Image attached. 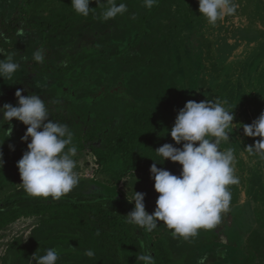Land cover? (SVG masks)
Here are the masks:
<instances>
[{"label":"trees","instance_id":"1","mask_svg":"<svg viewBox=\"0 0 264 264\" xmlns=\"http://www.w3.org/2000/svg\"><path fill=\"white\" fill-rule=\"evenodd\" d=\"M166 1L170 2L164 8ZM250 1L252 9L262 4L264 10V0H237L236 15L218 24L228 42L236 44L241 38L239 29L250 27L251 15L246 11ZM3 3L4 10L12 9L16 14L13 20L3 22L11 37L0 39V49L5 54H0V59L14 54V60L22 68L14 77L22 78L19 83L29 86L22 95H39L46 103L49 119L66 124L72 131L77 164L92 155L98 166L96 177H80L78 186L59 201L28 197L19 186L22 181L17 168L30 142V138L22 142L27 126L15 119L10 123L0 121L3 159L0 192L5 194L12 189L0 199V233L23 218H37L39 222L29 244L13 243L3 258L4 263L30 264L34 254L41 256L48 249H56L60 254L57 264H140L137 256L145 252L151 253L155 264H197L201 256H207L206 264H264L261 171L252 178L260 185L255 196L261 203L255 215L257 228L236 249L217 248L213 230H200L198 236L185 241L173 239L171 230L162 222L151 233L125 222V216L135 207L134 201L129 202L134 192L144 194L145 210L154 213L159 195L150 173L154 161L159 163L158 168L174 175L181 172V165L163 162L154 151L164 144L182 148L167 133L174 126L179 110L190 100L203 101L199 96L208 89V81L203 78L200 95L186 91L188 83L183 82L176 62H170L171 48L165 46L174 40L182 45L181 32L186 22L199 27L208 25L200 16L198 2L158 0L152 9L143 7L137 11L138 6L125 0L128 12L109 21L100 19L103 9L95 0L89 4L93 10L87 17L75 13L71 0H4ZM18 28L35 31L38 40L25 41L18 37ZM217 41V38L204 39L203 47L210 52L216 77L221 78L222 69L217 67L216 56L220 48L226 50L222 45L227 43L217 47ZM68 45L71 51H78L70 56ZM138 46L140 49L135 52ZM41 48L45 54L42 64L32 59L33 53ZM243 50L242 47L235 53L234 58L241 61L236 66L237 73L247 60L246 55L240 57ZM27 68H31L30 72ZM190 68L188 62L184 78H190ZM122 79L128 95L144 103L118 105L111 91ZM221 88V84L216 85L215 92L219 94ZM5 92L0 86V94ZM14 94L13 91L3 99V104L15 101L11 105L17 106ZM217 98L215 95L214 100ZM12 126L15 133L8 136L7 130ZM233 151L236 167L250 174L245 161ZM251 187L250 179L246 193L250 194ZM230 190L233 206L241 200L240 184L231 186ZM89 249L95 253L93 258L84 254Z\"/></svg>","mask_w":264,"mask_h":264},{"label":"clouds","instance_id":"2","mask_svg":"<svg viewBox=\"0 0 264 264\" xmlns=\"http://www.w3.org/2000/svg\"><path fill=\"white\" fill-rule=\"evenodd\" d=\"M93 0H71V7L77 15L87 17L93 9L89 4ZM103 9L100 19L109 21L128 12L125 3L117 4V0H106L101 3ZM147 9H152L158 0H142ZM198 11L210 27L237 13V0H198ZM135 19V17H132ZM18 37H25L23 28L16 30ZM0 39L6 40L0 32ZM0 54H4L0 49ZM22 59L27 60V57ZM32 59L44 63L43 48L36 50ZM20 64L14 60V54H7L0 59V79L12 80ZM18 104H4L0 108L3 119L10 123L13 119L22 122L27 130L22 142L27 143V151L17 163L22 183L19 185L28 197H49L59 201L69 194L80 182V174L76 171L77 147L73 144V133L66 124L56 123L49 119L48 108L44 100L37 94L23 96L21 90L15 93ZM218 98L214 101H188L179 110L174 126L168 135L176 145L164 144L154 151L163 162L168 160L182 166L179 176L168 170L158 168L154 163L150 167L154 190L158 193L153 214L145 210L144 194L134 192V209L125 216V222L153 232L162 222L169 230L173 239L185 241L196 237L200 230L215 229L222 221L223 214L230 211L232 192L231 186L239 185L240 178L236 174V158L231 147L221 149L222 143H229V134L233 131V111H228ZM247 137L260 139L254 146L247 147L249 154L264 160V112L250 125H242ZM12 128L7 130L10 136ZM0 167H3L0 153ZM99 235V232L97 233ZM141 247H144L141 244ZM93 258V250L84 253ZM59 252L48 249L44 255L34 254L35 264H57ZM140 264H155L150 252L137 256ZM207 256H201L197 264H206ZM31 264V262H30Z\"/></svg>","mask_w":264,"mask_h":264},{"label":"rangeland","instance_id":"3","mask_svg":"<svg viewBox=\"0 0 264 264\" xmlns=\"http://www.w3.org/2000/svg\"><path fill=\"white\" fill-rule=\"evenodd\" d=\"M134 6H138L137 11L143 9L142 0H128ZM198 2V0H196ZM258 2L259 0H252ZM4 0H0V32L4 33L6 40H9L8 30L3 26V22L11 21L16 14L14 10L6 8L4 10ZM125 3V0H118L117 4ZM170 1H166L164 8L169 5ZM6 3V2H5ZM252 3L249 2L246 11L251 15L250 27L240 28V40L235 44L228 42L225 32L221 30V27L217 24L216 27H210L209 25H203L202 27L191 25L186 22L182 28V45L174 40L165 46L171 48V60L170 62H176L178 69L182 73L183 82L187 85L186 91L195 95L201 94V82L203 78L208 81V89L204 95H200V100L210 99L214 101L215 95L223 102L227 101L224 107L228 111H233V131L229 134V143H222L221 149H227L231 147L239 153L240 158L245 161L246 170L248 172H240L236 167V174L240 178L241 200L238 204L230 206V211L227 214H223L221 223L213 229L216 233L217 239L215 240V246L217 248L224 249L226 246H233L235 249L240 247L244 241L248 238L250 232H253L257 228L255 221L256 209L261 207V203L255 198L260 185H256L252 180L253 176H257L261 171V178L259 183H264V160H261L258 156H253L246 150L249 146H254L260 139L259 137L251 138L247 137L243 133L242 125H250L255 121L262 112H264V10L263 5L259 4L255 9H252ZM225 23V22H224ZM223 23V24H224ZM25 25L21 23V26ZM26 36L22 37L25 41H35L37 34L31 31H25ZM171 33V31L169 32ZM217 38L218 41L215 46L219 47L223 42L227 43L222 45L226 47L225 51L220 48L216 56V62L218 69H222L221 78H217L213 71V63L209 58L210 52L205 50L204 39ZM165 39V38H163ZM24 41V42H25ZM164 44H161L162 46ZM244 48L240 57L247 56V60L242 66L240 72H236V66L241 63L240 59H236L235 53ZM69 50L70 56L75 54L76 51H71V47L66 46ZM140 47L136 48L139 51ZM249 50V51H248ZM190 63L191 74L190 78H184V72L186 70L187 63ZM64 63V62H63ZM19 69H22L19 67ZM18 69V70H19ZM31 68H27L30 72ZM22 80V78H21ZM21 80L18 77H14L12 80L0 79L1 89H6L5 94H0V108L4 106L3 99H6L9 95L16 93L17 90H21V94L28 90V84H21ZM204 82V80H203ZM19 83V84H18ZM125 81L122 79L118 86L113 87L112 93H115L118 99V105L129 103H144V100H138L128 95L126 88L124 87ZM221 84L223 88L218 92H215L216 85ZM33 90L32 88L29 89ZM222 90H224L222 92ZM72 92V91H70ZM4 94V95H3ZM222 94V95H221ZM15 95V94H14ZM230 95V97H226ZM16 98V96L14 97ZM11 99V98H10ZM231 103V104H230ZM9 104H16L15 101ZM2 115V114H0ZM13 123V122H12ZM11 135L15 133L12 126ZM76 171L79 172L80 177L94 178L96 177L98 166L92 155H89L84 160L77 164ZM251 179L252 187L250 194L246 193L247 183ZM10 191L12 189H9ZM5 194L0 192V199ZM37 218H23L17 221L15 224L6 228L0 233V264H5L3 258L7 255V251L10 246L18 241L22 246H27L30 241V237L33 230L38 227ZM202 233L201 231H199ZM205 232V231H204ZM204 234V233H203ZM205 235V234H204ZM210 249V246L208 247ZM34 260L31 258V264Z\"/></svg>","mask_w":264,"mask_h":264}]
</instances>
